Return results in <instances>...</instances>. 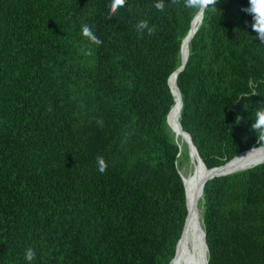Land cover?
Here are the masks:
<instances>
[{
    "label": "trees",
    "instance_id": "1",
    "mask_svg": "<svg viewBox=\"0 0 264 264\" xmlns=\"http://www.w3.org/2000/svg\"><path fill=\"white\" fill-rule=\"evenodd\" d=\"M206 1L176 87L178 122L212 169L264 147L251 127L264 41L248 0ZM114 3L0 0V264H29L27 248L32 264H172L188 207L166 122L201 3ZM200 197L207 264H264V163Z\"/></svg>",
    "mask_w": 264,
    "mask_h": 264
},
{
    "label": "bare ground",
    "instance_id": "2",
    "mask_svg": "<svg viewBox=\"0 0 264 264\" xmlns=\"http://www.w3.org/2000/svg\"><path fill=\"white\" fill-rule=\"evenodd\" d=\"M205 1L201 3V8L198 14L200 21L195 27L192 21L191 29L188 31L182 43L183 60L181 64L188 57V41L201 24V15L204 9ZM197 17V18H198ZM173 93L176 97V105L169 113V122L180 130V135L183 143L187 146L188 154L192 162L193 176L189 183L185 185V197L188 207V215L185 221L182 237L176 246V253L172 264H205L207 260V249L204 242V230L200 218V213L197 207V196L203 188L205 181L212 173H229L242 171L245 168L254 166L260 162H264V148H252L249 151L233 158L225 165L208 171L201 163L198 154L196 153L193 145L186 132H184L177 120V112L181 107V99L176 88L175 74L172 81Z\"/></svg>",
    "mask_w": 264,
    "mask_h": 264
},
{
    "label": "clouds",
    "instance_id": "3",
    "mask_svg": "<svg viewBox=\"0 0 264 264\" xmlns=\"http://www.w3.org/2000/svg\"><path fill=\"white\" fill-rule=\"evenodd\" d=\"M198 3H202L203 0H197ZM264 3V0H248V7L242 9L246 14L251 15L252 23L251 30L256 34L257 39L264 41V11H258L256 8V3ZM126 3V0H115V3L112 7V11L115 12L118 6H123ZM164 0H156L155 7L158 10H163L164 8ZM192 0H185V7H191ZM138 32H147L151 34L154 31L153 27L149 26L147 20H141L136 25ZM82 35L86 37L91 43L99 44L102 42V38L98 37L92 28L85 24L81 29ZM251 127L256 130L264 129V108L256 109L255 118L252 119ZM97 167L100 172H104L106 170L107 164L102 157L97 158ZM36 253L32 248H27L25 251V260L32 264V261L35 257Z\"/></svg>",
    "mask_w": 264,
    "mask_h": 264
},
{
    "label": "rangeland",
    "instance_id": "4",
    "mask_svg": "<svg viewBox=\"0 0 264 264\" xmlns=\"http://www.w3.org/2000/svg\"><path fill=\"white\" fill-rule=\"evenodd\" d=\"M200 8H201V5H200ZM199 11H200V9H199ZM198 14H199V12H198ZM198 14L195 16V18L193 20V22L195 23V27L198 25V23L200 21V16L198 17ZM178 115H179V110H178L177 116H176L177 120H178ZM166 123L168 125V131H169L170 136L173 137L174 142L176 143V145L179 148L177 167H178L179 173H180V175H181V177L183 179L184 185H186L187 183L190 182V180L192 179V176H193V167H192L191 159H190L189 154H188V149H187V146L183 143V141L181 139L180 130L169 122V115L167 117V122ZM200 192H201V190H200ZM200 192L198 193V196H197V207H198V210H199V213H200L201 222H202V217H201V206H202L201 197H200V199L198 201Z\"/></svg>",
    "mask_w": 264,
    "mask_h": 264
},
{
    "label": "water",
    "instance_id": "5",
    "mask_svg": "<svg viewBox=\"0 0 264 264\" xmlns=\"http://www.w3.org/2000/svg\"><path fill=\"white\" fill-rule=\"evenodd\" d=\"M206 5H207V1L205 0V4H204V9H205V7H206ZM197 31V30H196ZM196 31H194L193 32V35L191 36V38L194 36V34H195V32ZM186 61H187V59L181 64V66L174 72V74H175V78H177V75L179 74V72L184 68V66H185V64H186ZM177 88V87H176ZM177 90H178V88H177ZM178 94H179V96H180V93H179V90H178ZM181 106H182V101H181V104H180ZM181 126V125H180ZM187 135H188V137H189V139H190V142H191V144L193 145V143H192V141H191V138H190V136H189V134L188 133H186ZM193 147H194V149H195V151H196V148H195V146L193 145ZM196 153H197V151H196ZM198 154V153H197ZM199 156V155H198ZM199 159H200V157H199ZM201 160V159H200ZM201 163H202V165L205 167V165L203 164V162H202V160H201ZM262 163H264V162H260V163H258V164H255L254 166H251V167H255V166H257V165H259V164H262ZM251 167H248V168H245V169H243L242 171H244V170H247V169H249V168H251ZM206 168V167H205ZM219 167H216V168H212V169H207L208 171H212V170H214V169H218ZM231 174H233V172H229V173H212L208 178H207V180L206 181H208V180H210V179H212V178H214V177H218V176H224V175H231ZM205 181V182H206ZM179 242V241H178ZM204 242H205V232H204ZM205 245H206V242H205ZM206 249H207V246H206ZM171 263V262H170ZM205 264H207V260H206V262H205Z\"/></svg>",
    "mask_w": 264,
    "mask_h": 264
}]
</instances>
